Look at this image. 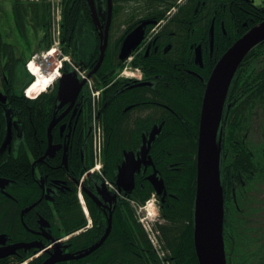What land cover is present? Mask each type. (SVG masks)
Segmentation results:
<instances>
[{
	"label": "flooded vegetation",
	"instance_id": "1",
	"mask_svg": "<svg viewBox=\"0 0 264 264\" xmlns=\"http://www.w3.org/2000/svg\"><path fill=\"white\" fill-rule=\"evenodd\" d=\"M242 1L251 5L255 10L264 8V0ZM94 5L98 21L92 22L94 32L90 30L89 32L95 41L98 39L100 45V37L104 34L107 23L108 8L106 0H94ZM177 6L179 5L176 4L168 12L173 15L177 11ZM168 21L166 20L157 28L156 24L145 28L144 38L152 30H154V37L141 49V52L139 51L138 55H144L143 57L152 62L151 66H159L157 63L168 58L174 51L170 41L174 40L172 38L176 34L172 31H168L165 36L162 34ZM118 23L122 28V33L116 40H112L111 32L115 26L117 29ZM135 26L129 28L124 23L121 24V21L113 16V10H111L107 47L110 39L112 42H117V59L123 40ZM246 26L244 22L243 27ZM82 28H85L83 24L77 29L75 44H78V30ZM9 47H5L4 52L1 50L4 48H0V56L4 61L10 57L24 59L28 53L26 49L22 52L19 46ZM190 48L192 49L191 46ZM192 53V63L202 70L204 66L203 49L200 66L195 62L194 51ZM92 57L91 52L85 54L84 58L79 60V64L87 70L88 76L98 78L97 73L104 58L101 65L94 71L98 56L95 60ZM135 58L134 55L133 61ZM92 61H95L93 65H91ZM180 65L182 63L177 66ZM5 66L4 62L1 63V67ZM139 69L141 71L139 82L124 81L119 79L117 74L112 77L109 73L104 74V80L101 83L97 80L98 86H103L97 114V122L102 133L99 172H90L89 168L91 162L89 143L92 128L88 112L89 97L84 86L73 103L63 104L55 101L46 132L29 135L35 139L31 149L23 143V138L26 136L21 132L23 125L15 118L17 120L15 122L19 125L12 124L13 138L21 139L19 142L16 141L17 147L13 151L16 163L13 166H4L3 170H13L16 179L10 180L8 185L0 188V204L6 205L12 202L13 207L18 209L17 224L15 230L0 232V235H4L0 238V241H3L0 243V253L3 254H0V264L14 262H17L16 264H131L133 257L141 262H147V260L151 262L152 259V262L156 264H161L162 261L168 264H181V246L178 249H175L176 246L167 247L159 229V227L172 226L164 213L168 206L167 200L172 197V194L167 192L166 195L162 193L156 196L158 218L155 227L158 229L161 258L150 246L140 226L139 232L134 231L131 218L132 214L134 219L130 199L140 191L147 189V186L149 187L147 177L153 172V167L160 174L156 169L158 160L154 158L155 153L152 147L162 135V131L153 129V127L162 126L164 121L161 115H151L146 110L154 106L155 99L162 98L163 87L166 85L165 78L168 77L154 67L152 69L140 67ZM186 71L199 78L197 71L187 69ZM252 72L255 73L252 79L253 84L240 88L255 90L254 117L248 124H235L234 126L230 124L235 113L242 108L238 104L247 97L242 94L237 98L233 94L227 96L229 106L224 117L225 122L229 120L225 129L227 145L223 146L222 150L224 160L221 171L224 197L223 243L226 264H264V68H258ZM106 97L107 101L104 100ZM241 97H243L242 100H240ZM110 100L114 103L113 116L107 118L105 122L103 110L106 102ZM52 120H57V122L50 133L51 146L59 148L45 156L49 146L47 130ZM122 122L133 124L129 127L131 130L130 149H121L119 155H117L118 152L111 151V156L116 157L111 159L113 167L110 176L106 162V145H109L107 134L110 136L107 132L115 129L116 125L121 126ZM253 122H256L254 132L257 136L254 147L251 149L247 143V149L245 143L251 132L250 124ZM153 130L156 136L148 151L153 165L145 167L144 163L141 164L140 169L134 175V185L131 190L126 191L123 187L119 188L116 178L125 160V153L133 152L135 158L138 159L143 143H147ZM11 151L12 149L5 152L11 154ZM64 155L66 165L63 162ZM146 161H148L147 157L144 162ZM2 166L1 163L0 167ZM80 171L87 173L78 177ZM2 178L5 177L2 176ZM123 185L129 186L127 183ZM11 187H14L13 196L8 192ZM78 191L82 196L83 206L78 201ZM73 196L76 198L78 209L75 214L69 212V202ZM72 219L74 222L69 223ZM140 234L146 239L147 247L141 243ZM136 240L139 241L138 245L135 244ZM14 244H17V249L6 251L11 248L7 246ZM93 247L96 248L91 251Z\"/></svg>",
	"mask_w": 264,
	"mask_h": 264
},
{
	"label": "trees",
	"instance_id": "2",
	"mask_svg": "<svg viewBox=\"0 0 264 264\" xmlns=\"http://www.w3.org/2000/svg\"><path fill=\"white\" fill-rule=\"evenodd\" d=\"M13 14L17 22L23 20L20 18L22 13L26 10L22 7L20 0H13ZM232 1V2H231ZM113 2V16L121 21V24L127 25L129 28L134 27L140 18L154 19L159 22L165 19L166 13L174 6L177 0H112ZM63 9V26L62 33L65 41H68L72 46L76 43L75 34L77 29L83 24L86 25L91 32H94L92 24L91 13L85 0H62ZM32 16L36 17L38 14V29L46 32L47 35V21L48 8L46 5L32 6ZM198 15H196L197 13ZM167 20L166 28L162 31L165 36L168 31L176 34L170 41L173 44V52L168 58L163 59L159 66H151L152 62L143 56H135L132 66L152 69H159L160 73L167 75L165 78L166 85L163 87L162 98L155 99L154 106L146 110L151 115H161L164 124L162 126V135L153 144V152L157 169L161 172L164 183L168 193L172 197L167 200L168 206L165 208L166 218L170 221L172 226L159 227L162 232V238L169 246H176L175 249L181 246V264H197L194 247H193V201L195 193V176H196V145L198 135V122L200 107L204 92L206 80L216 62L222 54L250 27L262 22L264 20V9L253 8L251 5L245 4L242 0H185L182 5L177 6V11L171 15ZM214 26V44L213 53L209 56V29L211 22ZM46 22V24H45ZM247 26L243 27V23ZM225 34L222 32L221 25ZM44 27V28H43ZM17 34H21L19 39V48L27 54L22 61L26 60L31 53L33 47L32 42H27L22 30L15 29ZM45 30V31H44ZM6 31L0 32V48L6 50L8 46L4 43L7 41ZM97 37V35H96ZM4 39V40H3ZM96 39V38H95ZM44 47L48 45V39L44 40ZM201 45L203 49V69L192 63L193 47ZM192 47V49L190 48ZM118 50L117 42L109 40L108 47L105 52V57L97 77H94L98 82L104 80V74L109 73L113 76L117 74L121 67L120 61L116 57ZM4 54V53H3ZM93 59L95 60L99 54V42L95 41L92 51ZM20 59L10 57L5 61L0 56V73L6 75L8 83L2 80V91L7 95L6 103L0 104V147L4 140L6 133L5 110L10 108L9 116L17 118L21 121L22 133L24 136L23 143L27 148H32L34 138L29 136L32 133L44 134L46 126L50 120L51 112L56 101L55 91L40 95L35 100H29L24 97L22 90L16 92L13 82L16 78L15 69L17 64L22 61ZM6 64L3 68L1 63ZM95 61H92L93 65ZM182 63V65L177 66ZM262 63V65H259ZM258 68H264V42L255 47L243 60L237 68L234 78L229 88L228 97L233 94L237 98L239 95H246L244 101H240L242 108L235 113L234 119L231 120L233 126L235 124L249 123L254 117V94L253 88L241 89V86H249L253 84L252 79L255 73L252 72ZM187 70L198 73V77L190 74ZM100 86V85H99ZM107 93V91H105ZM241 97L240 100H242ZM107 101V97L104 99ZM105 101V102H106ZM112 100L106 102L103 110L105 122L106 119L113 116ZM142 113V112H141ZM127 122V121H126ZM122 122L121 126L116 125L115 129L109 130L110 134L109 145L106 147V162L109 168V174H112V161L115 155L111 156V151L119 152L121 149L128 150L131 143V133L129 127L130 123ZM228 122H225L228 125ZM224 129V128H223ZM226 131L222 134L223 146L227 145ZM28 135V136H27ZM229 142V139H228ZM231 143V141H230ZM248 149V148H247ZM14 146L10 155L4 153L0 156V177H7L14 181L15 173L13 170L5 171L3 167L6 165L13 166L15 158L13 155ZM243 152H245L243 150ZM109 153V155H107ZM108 158V159H107ZM223 152H221V168L223 163ZM91 164V162H90ZM89 164V165H90ZM26 165V163H25ZM223 168L221 169V171ZM83 173L80 171L78 177ZM13 188L8 192L13 196ZM144 191L134 196L140 202H144L152 193V188L146 187ZM73 201V203H71ZM11 202V201H7ZM69 212L71 214L77 213L76 198L73 196L69 202ZM17 208L11 204H0V232H10L15 230L17 224ZM80 212V211H79ZM134 231L139 232V225L133 219ZM76 219V218H75ZM70 220L69 223H73ZM142 234V233H141ZM140 234L141 243L147 247V241ZM136 238V236H135ZM136 240L135 244L138 245ZM149 247V245H148ZM113 250V249H111ZM173 252V249H171ZM151 258L153 255L150 253ZM17 262L11 263L16 264ZM131 264H156V262H149V260L141 262L133 257Z\"/></svg>",
	"mask_w": 264,
	"mask_h": 264
},
{
	"label": "water",
	"instance_id": "3",
	"mask_svg": "<svg viewBox=\"0 0 264 264\" xmlns=\"http://www.w3.org/2000/svg\"><path fill=\"white\" fill-rule=\"evenodd\" d=\"M107 1V23L104 29V34L100 37V55L95 70L101 65L107 47V31L111 17V0ZM89 4L93 12L94 21L96 22L93 0H89ZM147 24L148 22L142 23L126 36L119 54L120 60H125L141 43L144 34L143 27ZM209 35L210 47L212 49V26ZM263 41L264 21L251 28L221 56L214 66L206 84L199 120L196 152V189L193 211V244L198 264H226L223 247V194L220 184L219 170L221 139L218 138V131L226 94L231 80L246 55ZM196 62L198 64L201 62L200 46L196 49ZM82 86L83 82H79L73 73L63 74L58 81V101L63 104L68 102L73 103ZM0 99L5 101L6 97H2L0 94ZM56 122L57 120H52L48 126L47 133L49 146L45 156L59 148L51 146L50 141V133ZM149 136L147 144L145 142L143 143L138 159L135 158V155L132 152L125 153V160L119 168L116 178L119 188L123 187L126 191L131 190L134 183V175L140 169L141 164L144 163L145 167L152 165L151 158L148 156V151L150 150V145L156 136L154 130ZM11 137V123L9 122L7 126V136L3 147H6L11 142ZM146 157L148 158V161L144 162ZM63 162L66 164L65 155ZM147 179L157 194L163 192V181L157 179L156 172H153ZM126 183L129 186L123 185ZM5 184H7V182L0 179V188H3ZM10 247L14 250L18 246L14 245ZM95 248L93 247L91 251Z\"/></svg>",
	"mask_w": 264,
	"mask_h": 264
},
{
	"label": "rangeland",
	"instance_id": "4",
	"mask_svg": "<svg viewBox=\"0 0 264 264\" xmlns=\"http://www.w3.org/2000/svg\"><path fill=\"white\" fill-rule=\"evenodd\" d=\"M20 1L22 3V7H25V8L28 7L32 1V2H35L36 4L50 6V8L52 7L51 10H53V12H54L53 13L54 21L51 22V19H52V15H51L49 27L47 25V34H48V28L51 30V34L49 35L50 40H48V45H47V47H44L43 45H44L45 41L39 42L41 39H40V36L37 35V38L35 39V41L33 43V47H32V49H33L32 52H34L33 53L34 57H39L40 54L41 55L46 54V52L48 50H50L51 47L57 46L59 49L61 47H64L65 51L66 50L67 51L65 53H63L64 54V55H62L63 59L67 60V64L69 63L73 67L72 68V67L68 66L67 68L72 69V70H76V71H80L79 68H77L74 65V63H72L71 58L73 59V57H74L75 62L79 63L80 58H78V55L82 54L81 57H83L85 54H89L90 52L92 53L94 45H95V40L91 36V32H89V28L85 25L84 29L83 28L79 29L78 30V32H79L78 33V44H74V45L72 44V46H71L69 44V42L66 41V43L68 44V47H67V45H65L66 43L65 44L59 43V41L56 40L57 39L56 35H57V37L59 36L58 32H56V28H57L58 21L60 18L59 9L61 7L62 0H30V1L29 0H20ZM184 2H185V0L181 1L179 5H182ZM176 4H178V2ZM26 12L29 15L27 9H26ZM2 13H3L2 16L7 15L6 10H4V9H2ZM25 20H26V18H25ZM27 22L29 23L30 21H27ZM39 22L40 21L35 23V21L33 20V22L31 21L30 23L33 24V28H34V25L39 24ZM48 22H49V19H48L47 23ZM45 24H46V22H45ZM120 33H122V28L119 27V23H118L117 29L115 26V28L111 32L112 40H116V38L120 35ZM153 33L154 32H152V34ZM45 46H46V42H45ZM59 53L60 52H58V51L55 52L54 56L56 57V55H59ZM99 55H100V49H99V54H98V58H97L95 67L98 63ZM14 69H15L17 77L15 78V80L13 82V86L16 89L15 91L19 92L27 84L30 77H29V74L27 73L26 69L24 68V64H17L16 68H14ZM84 73L87 74L86 69H85ZM137 75H138V78H140V75L138 73H135L132 70H125L119 74L118 78L121 80H124V81H127V80L130 81V80H132L131 78L137 77ZM1 79H2V74L0 73V88H2V82H1L2 80ZM89 80L91 81V86L97 82V80L94 77L92 79H89ZM132 81L138 82L137 79H133ZM91 109H93V107H91ZM255 127H256V122H253L252 124H250L251 132L248 134V138L246 139V143H245V144L248 143V145L251 149H252V147H254L255 137L257 136L256 133L254 132ZM95 135L98 139L99 138L102 139L101 130L96 129ZM152 202L148 203L147 207H146V209H148V211H150V215L143 216L145 214L144 211H141L142 213H140L141 216H143L141 219V221L143 222L142 224L147 229H149V227H151V224L157 218L156 208H155V205L153 204L154 202L153 203Z\"/></svg>",
	"mask_w": 264,
	"mask_h": 264
},
{
	"label": "crops",
	"instance_id": "5",
	"mask_svg": "<svg viewBox=\"0 0 264 264\" xmlns=\"http://www.w3.org/2000/svg\"><path fill=\"white\" fill-rule=\"evenodd\" d=\"M12 5H13V0H0V32H4L5 30H11L5 36H8L11 39L10 41L11 44H18L20 42L19 39H21L22 36L21 34H17L15 29L16 28L19 29L21 26L15 19ZM2 9L6 10L7 15L2 16L3 14ZM25 21L33 22V17L30 12L29 15L26 16ZM24 26L27 31L26 38L29 40V42H33V40L35 39V35L31 31V27H29V24H24Z\"/></svg>",
	"mask_w": 264,
	"mask_h": 264
},
{
	"label": "bare ground",
	"instance_id": "6",
	"mask_svg": "<svg viewBox=\"0 0 264 264\" xmlns=\"http://www.w3.org/2000/svg\"><path fill=\"white\" fill-rule=\"evenodd\" d=\"M263 22V21H262ZM256 26V25H255ZM253 28V27H252ZM248 32V31H247ZM246 32V33H247ZM245 33V34H246ZM248 55V54H247ZM246 55V56H247ZM243 61V60H242ZM239 67V66H238ZM38 68L36 65H34V67L32 68L31 66V73H32V77L35 76V81H33L32 84H30L29 87L26 88V96L28 98H36L37 96H39L40 94L44 93L47 91V89L51 86V84L54 82L55 78L59 75V71H57V73H52V74H45L43 73V75L38 72ZM0 243H2L0 241ZM1 250V249H0ZM11 250V248L7 249L6 251Z\"/></svg>",
	"mask_w": 264,
	"mask_h": 264
}]
</instances>
